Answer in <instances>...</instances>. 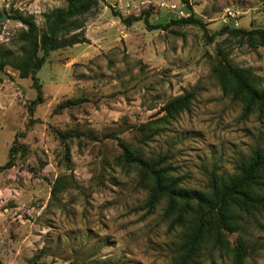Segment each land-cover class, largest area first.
Here are the masks:
<instances>
[{"label":"rangeland","instance_id":"rangeland-1","mask_svg":"<svg viewBox=\"0 0 264 264\" xmlns=\"http://www.w3.org/2000/svg\"><path fill=\"white\" fill-rule=\"evenodd\" d=\"M186 2L202 26L174 23L189 14L181 0H98L82 19L88 42L49 52L36 73L40 103L30 78L0 71V166L13 148L0 172V264H175L183 229L171 226L165 200L149 209V183L123 162L118 140L202 192L211 174L233 178L264 152V115L245 116L219 80L225 58L250 68L264 90V46L220 32L264 29V0ZM65 7L0 0V49L22 51L26 27L15 14L42 33L43 15ZM190 91L188 109L167 115L165 105ZM238 215L193 264H233L241 244V264H264V210Z\"/></svg>","mask_w":264,"mask_h":264},{"label":"trees","instance_id":"trees-1","mask_svg":"<svg viewBox=\"0 0 264 264\" xmlns=\"http://www.w3.org/2000/svg\"><path fill=\"white\" fill-rule=\"evenodd\" d=\"M181 1L186 5L189 14L174 23L202 26V22L194 17L186 0ZM97 3L98 0H66L65 8L43 15L46 28L42 33L38 32L31 16L21 14L12 16L10 19L26 27L20 36L23 47L18 55L11 50L0 49V71L10 66L18 71L19 78H30L37 94L35 101L40 103L42 92L36 73L44 64L49 52L88 42L82 34L84 27L82 19ZM139 19L126 17L121 21L128 25ZM145 21L147 23L146 18ZM155 28L164 29L165 25L158 24ZM77 30L79 31L75 32ZM222 31L232 35H245L249 41L256 40L259 45L264 46V29L243 31L224 27L220 32ZM219 62L222 65L219 78L222 91L243 103L245 116L254 110L264 115V90L258 87L257 78L252 70L235 67L225 58ZM193 96L194 93L190 91L174 98L165 105V112L170 115L187 110ZM79 102V99L68 100L59 104V107L67 108ZM118 145L121 148L123 162L137 167L139 183H149L147 199L149 209L159 201L165 200V213H174L171 226L176 225L183 229L175 264H193L207 243L213 241L214 246L220 243L222 230L229 229L230 222L239 219V213L251 214L264 210V152L260 149L254 150L246 162L242 161L237 166V174L233 178L222 181L211 174L206 192H202L181 187V182L169 175V169L161 166L163 163L161 160H143L134 155L120 140ZM12 149L11 147L9 150L7 162L0 166V172L11 166ZM56 187L55 185L53 193ZM246 255L247 251L242 244L235 247L233 264H241Z\"/></svg>","mask_w":264,"mask_h":264},{"label":"water","instance_id":"water-1","mask_svg":"<svg viewBox=\"0 0 264 264\" xmlns=\"http://www.w3.org/2000/svg\"><path fill=\"white\" fill-rule=\"evenodd\" d=\"M5 18H6V16L5 15H2L0 19L1 20H4Z\"/></svg>","mask_w":264,"mask_h":264},{"label":"built area","instance_id":"built-area-1","mask_svg":"<svg viewBox=\"0 0 264 264\" xmlns=\"http://www.w3.org/2000/svg\"><path fill=\"white\" fill-rule=\"evenodd\" d=\"M227 13H228L229 16H233V14L231 12L228 11Z\"/></svg>","mask_w":264,"mask_h":264}]
</instances>
